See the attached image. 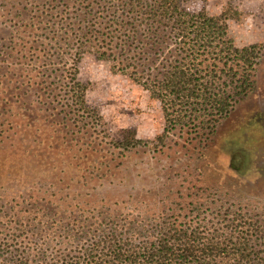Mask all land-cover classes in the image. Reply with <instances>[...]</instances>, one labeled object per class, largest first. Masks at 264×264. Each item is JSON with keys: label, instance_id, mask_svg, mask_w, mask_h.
<instances>
[{"label": "rangeland", "instance_id": "rangeland-1", "mask_svg": "<svg viewBox=\"0 0 264 264\" xmlns=\"http://www.w3.org/2000/svg\"><path fill=\"white\" fill-rule=\"evenodd\" d=\"M180 3L212 15L233 6L240 15L227 20L230 36L239 47L261 44V56L254 87L214 133L192 138L194 131L178 127L162 142L156 139L165 127L158 100L112 71L91 45L72 55L86 0H0V216L8 208L49 205L42 199L63 192L89 191L105 203L132 196L143 215L185 213L189 202L204 209L232 202L264 223V0ZM70 67L97 110V125L65 105L72 98ZM128 128L146 143L119 145Z\"/></svg>", "mask_w": 264, "mask_h": 264}, {"label": "trees", "instance_id": "trees-1", "mask_svg": "<svg viewBox=\"0 0 264 264\" xmlns=\"http://www.w3.org/2000/svg\"><path fill=\"white\" fill-rule=\"evenodd\" d=\"M86 1L72 55L91 45L112 71L158 100L165 127L157 140L178 127L208 138L254 87L262 46L235 44L227 22L240 15L233 6L212 15L190 11L180 0ZM72 68L65 105L97 125V110L86 103L85 85ZM117 142L125 148L146 143L131 128ZM132 198L105 203L89 191L63 192L42 199L49 205L8 208L0 216V264H264V223L243 205L204 209L196 201L185 213L143 215Z\"/></svg>", "mask_w": 264, "mask_h": 264}, {"label": "flooded vegetation", "instance_id": "flooded-vegetation-1", "mask_svg": "<svg viewBox=\"0 0 264 264\" xmlns=\"http://www.w3.org/2000/svg\"><path fill=\"white\" fill-rule=\"evenodd\" d=\"M234 108V107H233ZM233 111V109L229 112V114L226 116V118L231 114V112Z\"/></svg>", "mask_w": 264, "mask_h": 264}]
</instances>
